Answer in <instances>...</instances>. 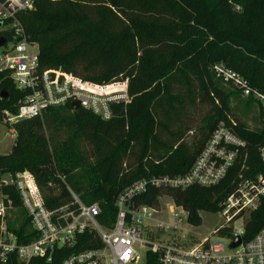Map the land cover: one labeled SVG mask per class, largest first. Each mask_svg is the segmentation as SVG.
<instances>
[{
  "label": "trees",
  "instance_id": "1",
  "mask_svg": "<svg viewBox=\"0 0 264 264\" xmlns=\"http://www.w3.org/2000/svg\"><path fill=\"white\" fill-rule=\"evenodd\" d=\"M32 5L17 19L37 46L39 71L60 70L96 86L126 82L128 102L112 105L108 121L69 106L17 121L10 152L0 156V182L5 176L12 180L0 185V195L14 208L20 201L13 181L27 172L48 208L69 204V189L83 204H97L99 224L109 227L119 195L139 181L185 175L219 125L244 146L234 148L237 160L218 184L148 185L134 203L157 208V200L167 196L187 214L189 226L200 227L199 214L219 213L238 176L264 175L259 154L264 126L258 121L257 129H250L235 122L228 103L232 93H225L211 73L213 65L223 64L264 94V0H32ZM0 38L12 41V32L0 29ZM24 95L8 72H0V123L4 112L16 114ZM197 104L209 111L191 149L163 142L164 132L176 143L181 140L182 125L175 133L171 127ZM263 227L261 202L246 216L243 241ZM9 228L21 242L31 237L25 222ZM216 233L224 236L229 230ZM91 239L84 234L71 249L55 251L50 262L31 259L28 264H61L73 252L96 248ZM7 264L20 263L10 259Z\"/></svg>",
  "mask_w": 264,
  "mask_h": 264
},
{
  "label": "built area",
  "instance_id": "2",
  "mask_svg": "<svg viewBox=\"0 0 264 264\" xmlns=\"http://www.w3.org/2000/svg\"><path fill=\"white\" fill-rule=\"evenodd\" d=\"M32 8V0L0 3V29L12 32V41L6 39V44L0 47V72H8L14 86L25 94L15 115L3 114L2 123L9 128L10 136L15 139L13 125L17 121L41 117L49 108L70 107L75 102L79 109L101 120H110L111 106L128 102L126 82L96 86L60 70L40 72L37 46L27 40L17 19L20 13ZM211 73L216 81L229 86L241 98L253 101L259 124L264 126V94L252 89L242 76L223 64L213 65ZM112 87L118 91L109 93L107 90ZM243 146L219 125L185 175L139 181L119 195L114 201L117 213L109 227L99 224L101 211L97 204H83L69 189L72 199L69 204L48 208L34 176L21 173L13 181L20 207L14 208L7 196L0 195V264H7L10 259L20 264H28L31 259L50 262L55 251L71 249L84 234L90 235V243L97 247L73 252L61 264H264V227L243 241L246 216L264 202V175L238 176L235 191L221 205L219 214L224 224L216 229H226L229 233L219 236L215 230L212 234L215 238L199 240L181 234L176 225L154 221L161 198L157 200V208L133 201L148 185L180 189L191 185L214 186L236 162L238 151L234 148ZM259 154L264 159V148L259 149ZM15 213L18 218L12 220L11 214ZM170 216L176 224L183 222V216L185 221L187 218L174 204ZM24 222L31 237L21 242L9 227L12 225L17 230ZM238 223L242 224L241 229H236ZM236 238H240L239 246L230 249Z\"/></svg>",
  "mask_w": 264,
  "mask_h": 264
},
{
  "label": "rangeland",
  "instance_id": "3",
  "mask_svg": "<svg viewBox=\"0 0 264 264\" xmlns=\"http://www.w3.org/2000/svg\"><path fill=\"white\" fill-rule=\"evenodd\" d=\"M36 51V50H35ZM34 51V52H35ZM222 90L225 93H232L229 98V108L234 117L235 122H240L245 124L250 129H257L258 119H257V108L254 103H248L245 99L237 93H234L229 86L223 84L220 85ZM182 91V90H180ZM209 111V106L207 105H196L194 107H188L181 113L179 121L171 127L172 133H175L178 130V126L182 125L179 130L181 135V140L177 143L175 139L169 136V133H162L161 139L163 142L170 143L173 146L183 145L184 147L191 149L192 144L199 137V130L201 127V120L207 115ZM15 139L12 138L9 134V128L0 123V156L7 155L10 152V149L14 143ZM3 182L6 184L12 183V180L5 176ZM160 211L154 217V221L159 223H165L167 225H176L177 229L180 230L181 234H187L191 237L197 238L199 240L212 237L215 238L212 234L214 231L219 228V226L224 224V218L219 214H209L201 212V225L200 227H191L189 226L183 218V222L176 224L175 221L171 218L170 213L173 208L172 201L167 197L163 196L159 199ZM178 211V210H177ZM12 220L17 219V214H11ZM16 217V218H15ZM154 224V223H152ZM242 224L238 223L236 229H241Z\"/></svg>",
  "mask_w": 264,
  "mask_h": 264
},
{
  "label": "water",
  "instance_id": "4",
  "mask_svg": "<svg viewBox=\"0 0 264 264\" xmlns=\"http://www.w3.org/2000/svg\"><path fill=\"white\" fill-rule=\"evenodd\" d=\"M7 40L5 38H0V47L4 46L6 44ZM2 98H5V96H1ZM71 109L73 111H76L79 109V104L77 102L75 103H72L71 104ZM36 175H38V173H36ZM6 183L5 182H0V185H5ZM240 244V238H236L235 241L229 246L230 249H235L236 247H238Z\"/></svg>",
  "mask_w": 264,
  "mask_h": 264
},
{
  "label": "bare ground",
  "instance_id": "5",
  "mask_svg": "<svg viewBox=\"0 0 264 264\" xmlns=\"http://www.w3.org/2000/svg\"><path fill=\"white\" fill-rule=\"evenodd\" d=\"M107 91H109V93H115L118 91V89H116L115 87H112V88L108 89Z\"/></svg>",
  "mask_w": 264,
  "mask_h": 264
}]
</instances>
